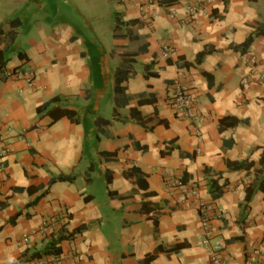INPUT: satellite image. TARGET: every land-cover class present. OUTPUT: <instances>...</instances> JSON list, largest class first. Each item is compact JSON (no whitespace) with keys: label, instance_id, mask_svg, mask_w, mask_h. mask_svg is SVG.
I'll return each mask as SVG.
<instances>
[{"label":"crops","instance_id":"0c3cea01","mask_svg":"<svg viewBox=\"0 0 264 264\" xmlns=\"http://www.w3.org/2000/svg\"><path fill=\"white\" fill-rule=\"evenodd\" d=\"M157 14L150 28L132 0H0V264H214L191 188L215 207L220 264L264 259V0H162ZM178 86L202 126L174 112ZM82 227L60 257L29 260Z\"/></svg>","mask_w":264,"mask_h":264},{"label":"built area","instance_id":"2783aa9c","mask_svg":"<svg viewBox=\"0 0 264 264\" xmlns=\"http://www.w3.org/2000/svg\"><path fill=\"white\" fill-rule=\"evenodd\" d=\"M133 3L139 8V10L142 12V20L147 23V25L152 28L153 22L158 18L157 14V7L161 5L162 0H132ZM189 12L191 14L197 13V9L195 7H190ZM171 17H176V13H172ZM171 55V52H166L165 55ZM13 74L11 72L8 73V76L11 77ZM25 80L29 87H33L35 85L36 81V75L33 71H27L24 73ZM262 80H264V77H262ZM242 84L244 86L249 85V79L244 78ZM173 109L176 115L182 119L189 120L198 127L202 126L205 122V119L203 116L199 115L197 110V99L195 97H192L189 93H187L186 89L182 86H178L177 92L173 101ZM199 130V129H198ZM200 131V130H199ZM2 154L0 153V157ZM1 180V176H0ZM180 188L177 181L170 183V190L173 191L177 188ZM182 189V188H181ZM184 193H188L192 198H194L196 201L194 203V207L199 211L200 213V219L203 231L205 233V241L206 245L208 246V252L211 261L214 264H220V253L224 249V244L221 241H216L213 245H210V239H211V233L210 230V217L211 214L215 211V207L213 204H206L203 202V200L200 198L199 192L195 188H191L189 191L185 190ZM28 241V240H26ZM255 264H264V259L260 262H257Z\"/></svg>","mask_w":264,"mask_h":264},{"label":"trees","instance_id":"16d2710c","mask_svg":"<svg viewBox=\"0 0 264 264\" xmlns=\"http://www.w3.org/2000/svg\"><path fill=\"white\" fill-rule=\"evenodd\" d=\"M257 34L264 36V27H259L257 30ZM253 40H254V38L251 36L250 38H248V40L243 45L236 46L233 49L241 51L242 53H245L249 49V47L252 45ZM212 52H213L212 50H207V51H204L203 53H201L200 55H198V57H197L198 64H201L204 57L211 54ZM4 55L5 54L3 52L0 53V73L5 72V68L8 64V61ZM131 70L132 69H131L130 65H128L126 67L124 66V67L118 69L116 72L115 92H116V101H117L118 107L121 106L120 99H121V96L124 95V88L122 87V85L125 81H127L132 76ZM47 106H45L43 110H45V108H47ZM125 106H127V108H131V106L129 104H126ZM63 114L67 115L69 118L74 117V114H71L69 111H65V112H63ZM128 118L136 120L140 123H142V121H143V118L141 117L140 113L135 112V111H132ZM114 120L125 121L126 119L123 120L121 118V115L117 112V109H115ZM103 122L105 124L112 123L110 121H104V120H103ZM261 163H262V165H264V155L262 157ZM245 164L246 163L239 164L236 168L242 169L245 167ZM57 181L70 182L71 183V182L75 181V177L74 176H60L58 178H55L52 181V183L57 182ZM85 230H86V227H82V228H79L77 230L61 231L60 233H58L56 235V237H54L52 239V241L48 244V246L46 247V249L42 253H36V254L32 255L29 258V260L41 259L43 257H55V258L60 257L62 255V250H61L60 245L65 241L75 240L79 235L83 234ZM177 248H179V247H177ZM25 256H27V255H25ZM153 259H154V257H148L146 260V263L147 262L149 263V261H152Z\"/></svg>","mask_w":264,"mask_h":264}]
</instances>
